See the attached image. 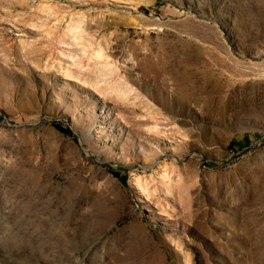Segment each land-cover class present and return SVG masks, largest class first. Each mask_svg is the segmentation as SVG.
Masks as SVG:
<instances>
[{
    "label": "rangeland",
    "instance_id": "obj_1",
    "mask_svg": "<svg viewBox=\"0 0 264 264\" xmlns=\"http://www.w3.org/2000/svg\"><path fill=\"white\" fill-rule=\"evenodd\" d=\"M150 261L264 264V0H0V264Z\"/></svg>",
    "mask_w": 264,
    "mask_h": 264
},
{
    "label": "bare ground",
    "instance_id": "obj_2",
    "mask_svg": "<svg viewBox=\"0 0 264 264\" xmlns=\"http://www.w3.org/2000/svg\"><path fill=\"white\" fill-rule=\"evenodd\" d=\"M171 61H172V60H171ZM163 62H164V60H163ZM167 62H168V61H167ZM165 63H166V62H165ZM168 63H169V62H168ZM165 66H167V65L164 64V66H162V68H164ZM147 264H154V263L150 261V262H148Z\"/></svg>",
    "mask_w": 264,
    "mask_h": 264
}]
</instances>
